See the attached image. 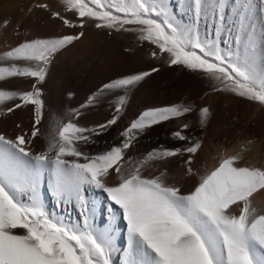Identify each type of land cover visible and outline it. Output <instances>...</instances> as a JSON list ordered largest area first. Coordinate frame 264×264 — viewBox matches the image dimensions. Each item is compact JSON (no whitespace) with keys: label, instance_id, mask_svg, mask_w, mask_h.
<instances>
[{"label":"snow or ice","instance_id":"obj_1","mask_svg":"<svg viewBox=\"0 0 264 264\" xmlns=\"http://www.w3.org/2000/svg\"><path fill=\"white\" fill-rule=\"evenodd\" d=\"M63 12L47 3L35 8L50 13L73 34L26 39L0 52V82L27 81L15 90L0 84V114L28 108V131L0 132V264H111L120 220L126 222L127 248L122 264H264V214L252 206L254 194L264 192V167L241 166L237 156L222 157L210 172L185 192L169 184L165 174L149 177L142 167L149 161L190 154L188 175L199 142L180 149H154L126 174L119 166L125 153L148 129L191 112V106L150 107L120 132L121 141L91 154L84 147L117 124L129 95L157 68L122 75L103 83L69 119L53 122L44 150L31 149L41 136L45 102L42 85L57 55L96 29L134 33L147 43L153 59L200 72L212 92L234 95L264 107V0H187L189 24L174 21L162 0H60ZM31 11V9H29ZM211 14V31L201 35L199 23ZM9 21L5 20L3 26ZM230 45V46H229ZM108 101L113 115L92 127L81 126L82 110ZM210 116L199 109L201 125ZM187 128V125L183 126ZM175 139L186 141L183 129ZM251 142V141H250ZM117 174L116 183L107 180ZM59 206L79 213L73 222L49 213L42 185ZM106 194L110 219L96 226L97 201L90 194ZM82 221V222H80Z\"/></svg>","mask_w":264,"mask_h":264},{"label":"bare ground","instance_id":"obj_2","mask_svg":"<svg viewBox=\"0 0 264 264\" xmlns=\"http://www.w3.org/2000/svg\"><path fill=\"white\" fill-rule=\"evenodd\" d=\"M259 4V0H253ZM37 3H47L53 11L63 12L60 2L56 0H0V52L16 46L31 38L48 37L62 34H73L79 28L68 29L62 22L50 17V13L35 8ZM176 23L189 24L192 16L188 12L187 0H162ZM31 9V11H29ZM9 21L3 26V22ZM201 35L211 31V14L201 19L199 25ZM84 36L73 43L67 50L57 55L46 82L42 85L45 102L42 135L34 139L31 149L35 152L44 150L48 133L53 122L69 119V110L78 108L88 95L110 79L140 71L157 68L158 71L146 77L129 95V103L117 124L103 135L96 137L94 144L84 147L91 154L104 151L110 145L121 141L120 132L134 119L140 111L150 107L185 104L192 111L169 121L162 122L141 134L125 153V158L119 166L126 174L140 164L144 155L154 149H183L193 142H199L198 152L192 156L193 174L175 169L180 162L190 154L182 153L163 159L164 161H149L142 167V174L149 177L165 174L169 184L175 183L183 191L191 190L200 177L213 170L222 157L237 156L241 166L263 167L264 158H258L264 148V107L258 103L227 94L224 98L215 96L202 97L206 90V78L198 72L191 76L183 66H170L165 59H153L150 52L152 46L137 41L134 33L112 32L96 29L89 24L84 29ZM230 46V45H229ZM78 72L75 74L74 69ZM72 71H74L72 73ZM3 87L22 90L28 87L27 81L21 78L0 82ZM208 107L210 116L201 125L199 109ZM238 113L240 121L229 122L226 113ZM113 115V109L108 101H101L96 106L82 110L78 118L81 126L92 127L103 123ZM189 118L190 122L187 120ZM32 123L28 108L17 109L12 113L0 114V132L8 135L18 133L19 124L28 131ZM187 125V128L183 126ZM183 129V134L189 139L181 141L173 137V133ZM251 141V142H250ZM263 155V154H262ZM136 158L138 159L137 161ZM118 180L113 173L107 180L110 185ZM42 197L46 210L73 222L79 220L78 211L70 206H59L48 190L47 181L42 185ZM89 199L97 201L96 226L104 227L110 219L106 211L110 201L106 194L96 191ZM252 206L257 214H264V192L254 194ZM82 222V221H80ZM126 222L120 220L115 234V250L110 259L113 264H122L127 248ZM119 258V259H118Z\"/></svg>","mask_w":264,"mask_h":264},{"label":"rangeland","instance_id":"obj_3","mask_svg":"<svg viewBox=\"0 0 264 264\" xmlns=\"http://www.w3.org/2000/svg\"><path fill=\"white\" fill-rule=\"evenodd\" d=\"M60 2V0H56V2ZM191 23V22H190ZM76 70V71H75ZM74 71H75V74H77V72H78V70L75 68L74 69ZM74 71H72V73L74 72ZM188 71H189V74L191 75V76H196L197 75V73H198V71H193V70H189L188 69ZM74 74V73H73ZM206 83H207V87H206V90L202 93V97H207V96H210V95H212V96H215V98L217 97V98H224L225 96H227V94H224V93H215V92H212L211 91V89H210V86H209V81L206 79ZM256 103V102H255ZM226 115H227V117H228V120H229V122H232V123H235V124H237L239 121H240V119H238L239 117H238V113H232V112H229V113H226ZM187 120L190 122V120H189V118H187ZM262 150L263 151H261L262 153H261V155L258 157L260 160H261V158L263 159L264 158V148H262ZM263 154V155H262ZM165 159H167V158H165ZM138 159L136 158V160L135 161H137ZM162 161H164L163 159H161ZM161 160H159V161H161ZM188 160V157L187 158H185L182 162H180V164H178L177 165V167L175 168V169H179L180 171H185V167H186V165H187V163H186V161ZM263 167H264V165H263ZM172 184H174L175 185V183H172ZM187 191H189V190H187ZM187 191H185V192H187ZM119 259V258H118ZM111 264H113V263H111Z\"/></svg>","mask_w":264,"mask_h":264}]
</instances>
